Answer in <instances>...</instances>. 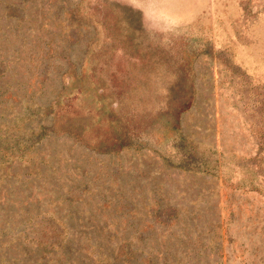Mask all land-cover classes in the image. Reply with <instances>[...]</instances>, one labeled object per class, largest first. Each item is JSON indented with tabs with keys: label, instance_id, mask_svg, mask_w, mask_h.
Segmentation results:
<instances>
[{
	"label": "rangeland",
	"instance_id": "374dc122",
	"mask_svg": "<svg viewBox=\"0 0 264 264\" xmlns=\"http://www.w3.org/2000/svg\"><path fill=\"white\" fill-rule=\"evenodd\" d=\"M0 264H264V0H0Z\"/></svg>",
	"mask_w": 264,
	"mask_h": 264
},
{
	"label": "trees",
	"instance_id": "16d2710c",
	"mask_svg": "<svg viewBox=\"0 0 264 264\" xmlns=\"http://www.w3.org/2000/svg\"><path fill=\"white\" fill-rule=\"evenodd\" d=\"M46 128H47L46 125H41V128L38 129V130H35V131L31 134V136L28 137V140H29V139H31V140L34 139V141H37V139H40V138L43 136L44 131H45ZM66 130H69V129H66ZM111 148H113V147L111 146ZM19 234H20V233H19ZM26 236H27V235H26ZM105 258L108 259V260L111 259V257H109L108 255H105Z\"/></svg>",
	"mask_w": 264,
	"mask_h": 264
}]
</instances>
